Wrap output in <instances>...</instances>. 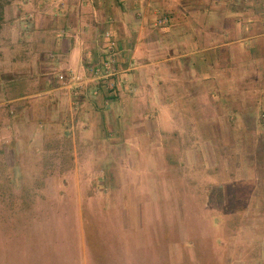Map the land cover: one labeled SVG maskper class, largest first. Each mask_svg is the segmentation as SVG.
<instances>
[{"label": "crops", "instance_id": "1", "mask_svg": "<svg viewBox=\"0 0 264 264\" xmlns=\"http://www.w3.org/2000/svg\"><path fill=\"white\" fill-rule=\"evenodd\" d=\"M6 3L0 101L11 109L5 123L10 143L31 150L33 160L25 161L39 166L34 178L41 182L35 192L42 216L21 236L45 264H53V256H61L59 264H78V246L87 249L81 205L93 174L109 181L116 173L135 175L142 181L141 173L153 174L158 160L166 162L169 133L198 132L203 126L215 133L221 122L224 131L234 133L238 128L231 120L238 106L248 112L243 117H264V0ZM163 17L166 22L158 24ZM108 31L124 81L112 94L89 81L88 72L107 54ZM60 73L85 83L63 85ZM248 127L246 121L239 130ZM59 206L72 210L71 219L55 214ZM118 242L117 250L102 245V257L84 263L139 264L135 240ZM259 244L264 259L263 238ZM3 245L2 264H14L21 249ZM63 254L77 261L63 260Z\"/></svg>", "mask_w": 264, "mask_h": 264}, {"label": "rangeland", "instance_id": "2", "mask_svg": "<svg viewBox=\"0 0 264 264\" xmlns=\"http://www.w3.org/2000/svg\"><path fill=\"white\" fill-rule=\"evenodd\" d=\"M7 1L0 0V27ZM0 35L4 37L2 28ZM235 109L239 114L231 120L238 128L234 133L224 131L223 122L215 133L207 126L198 132L169 133L166 162L161 165L158 160L153 174L141 173L142 181L135 175L122 178L116 173L109 181L105 174H93L90 195L81 205L87 249L78 246L82 251L78 264H85L86 258L99 260L102 245L117 250L121 237L135 240L139 264L264 263L259 254L264 239V117H243L240 114L247 111ZM10 110L0 101V264L4 242L21 249L14 264H45L29 250L33 245H27L26 236L22 244L23 228L41 219L37 210L44 206L39 207L35 192L41 187L34 178L39 166L25 161L33 160L34 153L23 149V144H11L12 134L5 129ZM246 121L249 129L239 130ZM63 207L55 214L64 221L71 219L74 213ZM75 257L63 254V260L77 261ZM60 259L53 256V264Z\"/></svg>", "mask_w": 264, "mask_h": 264}, {"label": "built area", "instance_id": "3", "mask_svg": "<svg viewBox=\"0 0 264 264\" xmlns=\"http://www.w3.org/2000/svg\"><path fill=\"white\" fill-rule=\"evenodd\" d=\"M166 18L158 20V24H163L166 22ZM105 38L107 39V54L97 65L91 66L88 69L89 81H96L102 84L104 92L112 94L114 91L118 90L124 82L120 75L122 70L120 69L117 58H116V41L112 39V34L108 31L104 33ZM58 80L63 85L68 86H82L85 81L77 76H68L66 74L60 73L57 76ZM94 95L99 93L98 90H95Z\"/></svg>", "mask_w": 264, "mask_h": 264}, {"label": "trees", "instance_id": "4", "mask_svg": "<svg viewBox=\"0 0 264 264\" xmlns=\"http://www.w3.org/2000/svg\"><path fill=\"white\" fill-rule=\"evenodd\" d=\"M166 145V144H165ZM166 151H169V146L166 147ZM169 157V156H168Z\"/></svg>", "mask_w": 264, "mask_h": 264}]
</instances>
